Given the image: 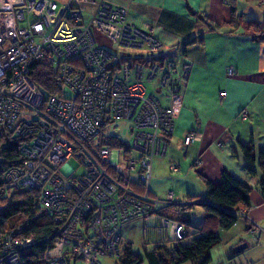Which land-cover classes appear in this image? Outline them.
<instances>
[{
	"label": "built area",
	"instance_id": "obj_1",
	"mask_svg": "<svg viewBox=\"0 0 264 264\" xmlns=\"http://www.w3.org/2000/svg\"><path fill=\"white\" fill-rule=\"evenodd\" d=\"M94 28L108 44L97 41ZM42 58L58 68L70 95L46 96L38 88L30 64ZM189 67L168 57L156 35L130 23L123 5L100 0L87 12L72 2L0 0V135L9 130L20 137L23 156L2 173L0 198L17 189L39 192L38 203L53 221L43 264L118 258L121 228L135 219H157L145 229L162 241L183 238L185 224L157 212L171 202L172 191L164 200L149 191L153 160L165 154L173 128L171 107L152 91L177 93ZM151 82L149 91L145 83ZM118 119L130 122L131 137L113 160V147L101 137H108L103 126ZM199 136L189 131L183 144ZM70 157L76 169L68 167ZM234 212L245 215L247 207ZM27 225L0 233V264H20V251L34 241L24 235Z\"/></svg>",
	"mask_w": 264,
	"mask_h": 264
},
{
	"label": "crops",
	"instance_id": "obj_2",
	"mask_svg": "<svg viewBox=\"0 0 264 264\" xmlns=\"http://www.w3.org/2000/svg\"><path fill=\"white\" fill-rule=\"evenodd\" d=\"M54 1L59 5L72 2L89 12L100 0ZM108 1L125 6L129 22L156 35L168 57L179 64H190L187 78L177 93L171 96L157 93L161 103L171 107L173 128L165 154L153 160L150 182L175 180L182 186L179 193L194 194V179L204 183L203 178H207L218 183L221 171L227 170L252 188L239 228L246 230L259 225V232L264 231L260 226L264 225V194L258 186L260 171L247 172L239 147V142L251 139L256 149L264 146V41L252 39L243 25L247 20H264V0ZM233 10L238 24L231 21ZM93 32L99 43L108 44L97 28ZM229 68L234 70L232 74H227ZM189 131H197L199 139L184 145V135ZM196 158L199 163L194 162ZM170 163L177 169L171 170ZM151 183L150 194L164 200L151 190ZM241 207L239 204L238 208ZM203 214L201 206L199 216H190L189 232L199 228ZM140 220L146 238L142 248L149 243L150 232L157 234L156 239H151L154 244L162 241L160 233L145 229L146 224H156L157 219ZM236 226L238 219L230 228Z\"/></svg>",
	"mask_w": 264,
	"mask_h": 264
},
{
	"label": "trees",
	"instance_id": "obj_3",
	"mask_svg": "<svg viewBox=\"0 0 264 264\" xmlns=\"http://www.w3.org/2000/svg\"><path fill=\"white\" fill-rule=\"evenodd\" d=\"M232 8L234 6L232 5ZM233 24H238L234 16ZM243 25L249 30L252 39L264 41V20H247ZM30 76L35 84L46 96H66L64 85L60 79L59 70L45 59L33 60L30 64ZM105 126L103 128L105 129ZM105 130L103 131L104 135ZM105 137V136H104ZM21 138L11 134V131H2L0 135V181L2 173L12 165H19L23 156L19 151ZM102 143L121 146L116 137H101ZM239 147L244 158V168L250 174H255L259 169L258 186L264 194V146L255 148L253 140L239 142ZM235 152L232 151V155ZM205 195L198 202L204 208V214L199 228L189 232V213L186 204L171 200L166 205H161L157 212L185 224L186 230L182 239L164 240L153 244L147 250L144 246L143 253L135 252L130 241L121 242L120 256L116 258L120 264H142L145 259L147 264H181L187 260H194L195 264H209L211 256L209 250L219 243L220 237L217 229H229L237 220L234 212L240 204L242 207L249 205L251 186L227 170L221 171V180L218 183L203 178ZM39 192L34 189H17L0 198L3 207L0 209V233L18 222H27L24 235L33 237L34 241L20 251V264H43V253L51 241L53 221L38 203ZM191 197L194 195H190ZM190 205V203H188ZM175 208V210H174ZM191 236L188 242L182 240Z\"/></svg>",
	"mask_w": 264,
	"mask_h": 264
},
{
	"label": "rangeland",
	"instance_id": "obj_4",
	"mask_svg": "<svg viewBox=\"0 0 264 264\" xmlns=\"http://www.w3.org/2000/svg\"><path fill=\"white\" fill-rule=\"evenodd\" d=\"M153 83H145V87L147 90L152 91ZM157 94V91H152ZM65 95H70V91L64 87ZM105 127V136H114L121 143L128 144L131 134H130V122L127 119H118L112 123H108ZM122 146V145H121ZM120 146V147H121ZM117 146L113 147L112 159L115 160ZM67 165L71 169H76L78 166V161L74 157H70L66 161ZM174 174V173H173ZM158 181L150 182L151 190L155 193V195L160 199L167 198V191H173V197L171 200L179 202L180 204L185 203V209L188 210L189 217L193 215L194 218L199 216V211L201 210L200 204H188L192 201H200L205 195V185L200 179H194V194H187L186 192L179 193L178 190L182 188L181 183L177 181ZM185 185V184H184ZM184 187V186H183ZM181 191V190H180ZM194 195V196H190ZM175 210V208H174ZM238 226L229 228L227 230L217 229V233L220 237L219 243L210 248L209 253L211 256V260L209 264H264V231L255 232L251 229L242 230L241 220L242 217L238 216ZM156 225V224H152ZM264 230V225H260ZM259 227V225H258ZM260 228V227H259ZM143 222L140 219L131 220L125 223L121 228V238L122 241H130L132 242V248L135 252L143 253L142 244L146 242V238L142 234ZM151 239L157 238V234L150 232L149 236ZM191 236L185 237L182 241L188 242ZM245 237V238H241ZM149 240V243H146V249L149 250L153 247V240ZM238 239H243L238 241ZM238 241V242H237ZM241 241H247L248 246L243 249L241 252L232 253V248L236 243ZM232 255V257H231ZM100 260L103 264H120L119 260L107 255H100ZM67 264H89L86 260L77 258V259H69ZM142 264H147L146 260H143ZM181 264H195L194 260H187Z\"/></svg>",
	"mask_w": 264,
	"mask_h": 264
},
{
	"label": "water",
	"instance_id": "obj_5",
	"mask_svg": "<svg viewBox=\"0 0 264 264\" xmlns=\"http://www.w3.org/2000/svg\"><path fill=\"white\" fill-rule=\"evenodd\" d=\"M246 247H247V242L241 241L233 246L232 253L235 254V253L241 252Z\"/></svg>",
	"mask_w": 264,
	"mask_h": 264
}]
</instances>
